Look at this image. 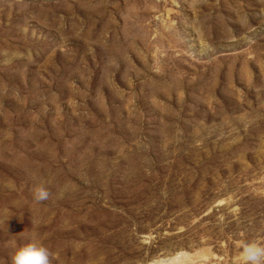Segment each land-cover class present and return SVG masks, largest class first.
I'll use <instances>...</instances> for the list:
<instances>
[{
    "label": "rangeland",
    "instance_id": "rangeland-1",
    "mask_svg": "<svg viewBox=\"0 0 264 264\" xmlns=\"http://www.w3.org/2000/svg\"><path fill=\"white\" fill-rule=\"evenodd\" d=\"M29 242L50 264L264 248V0H0V264Z\"/></svg>",
    "mask_w": 264,
    "mask_h": 264
},
{
    "label": "clouds",
    "instance_id": "clouds-1",
    "mask_svg": "<svg viewBox=\"0 0 264 264\" xmlns=\"http://www.w3.org/2000/svg\"><path fill=\"white\" fill-rule=\"evenodd\" d=\"M49 193L44 188L36 189L34 199L38 202L48 199ZM52 257L47 247L36 242L17 245L10 255V264H50ZM243 259L246 264H264V248L255 243L246 245L243 249Z\"/></svg>",
    "mask_w": 264,
    "mask_h": 264
},
{
    "label": "bare ground",
    "instance_id": "bare-ground-1",
    "mask_svg": "<svg viewBox=\"0 0 264 264\" xmlns=\"http://www.w3.org/2000/svg\"><path fill=\"white\" fill-rule=\"evenodd\" d=\"M191 258L190 254L187 253H179L176 256L169 258H162L152 262L151 264H179L184 261H187Z\"/></svg>",
    "mask_w": 264,
    "mask_h": 264
}]
</instances>
